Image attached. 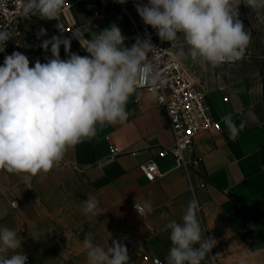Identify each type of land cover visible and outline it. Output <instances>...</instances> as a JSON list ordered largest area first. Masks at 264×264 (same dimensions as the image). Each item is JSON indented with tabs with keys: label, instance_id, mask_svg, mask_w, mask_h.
<instances>
[{
	"label": "crops",
	"instance_id": "1",
	"mask_svg": "<svg viewBox=\"0 0 264 264\" xmlns=\"http://www.w3.org/2000/svg\"><path fill=\"white\" fill-rule=\"evenodd\" d=\"M110 21L132 39L123 17L104 14L75 29L91 39ZM93 24L100 26L90 31ZM242 60L215 67L202 60L198 72H192L220 130L195 138L200 163L191 176L171 155H159L173 147L174 135L166 109L155 95L140 90L128 100L127 121L98 125L94 137L68 148L47 174L25 178L0 170V229L17 233L21 247L15 252L38 264H59L58 246L65 237L78 238L75 247L82 250L91 233L93 244L105 250L116 240L139 263L150 255L166 264L172 243L165 225L182 223L192 199L199 203L197 219L205 239L228 229L252 251H264V61ZM229 114L237 125L245 124L235 139L229 138L223 120ZM110 147L119 152L110 154ZM150 160L158 166L152 182L140 169ZM88 196L99 202L95 216L83 210ZM136 202L150 204L151 212L139 215ZM4 254L14 253L0 251ZM202 264H215L212 250Z\"/></svg>",
	"mask_w": 264,
	"mask_h": 264
},
{
	"label": "clouds",
	"instance_id": "2",
	"mask_svg": "<svg viewBox=\"0 0 264 264\" xmlns=\"http://www.w3.org/2000/svg\"><path fill=\"white\" fill-rule=\"evenodd\" d=\"M65 0H20L24 17L59 21L55 27L60 36L43 40L38 47L51 51L46 62L37 59L30 67L29 58L20 51L5 55L0 66V170L27 174L25 178L47 174L63 159L68 148L96 135L97 126L127 121L126 106L138 82L162 84L161 72L149 60L157 48L150 36L136 38L130 47L119 27L112 25L87 39L84 31L75 29L65 37L60 14ZM124 4L126 0H118ZM241 0H148L134 6L145 25L151 26L161 41L173 44L180 35L187 45L180 57L200 59L212 66L235 61L244 55L250 33L238 18ZM251 9L264 8V0H246ZM41 28L37 39L46 35ZM11 31L0 28V53L5 51ZM78 40L87 55L71 52L72 40ZM63 45L66 59H61ZM187 50V51H186ZM163 103V97H161ZM229 138L235 139L245 124L237 125L231 114L223 117ZM99 202L88 196L83 202L86 214L95 216ZM141 213L151 212L148 203H135ZM199 203L189 201L182 223L165 225L170 230L172 247L166 264H202L215 245L214 239L202 235L197 219ZM91 233L83 245L88 264H128L127 248L114 240L104 248L93 244ZM198 245V247H197ZM21 240L14 230L0 229V251L11 250V256L0 255V264H26L27 256L16 253ZM159 264V261L157 262ZM240 264H245L241 259Z\"/></svg>",
	"mask_w": 264,
	"mask_h": 264
},
{
	"label": "built area",
	"instance_id": "3",
	"mask_svg": "<svg viewBox=\"0 0 264 264\" xmlns=\"http://www.w3.org/2000/svg\"><path fill=\"white\" fill-rule=\"evenodd\" d=\"M112 2L127 13L134 37L144 39L147 34L150 36L152 44L157 47L154 50V56L149 53V60L161 72L163 83L152 86L140 81L136 90L155 95L158 103L166 109L169 125L174 135V145L170 149H162L159 155H171L177 165L183 167L191 176L192 170L197 168L200 163L194 154L195 138L211 130H220V125L210 113L207 94L176 52L178 47L187 46L183 36L180 35L173 44L161 41L156 30L144 24L134 5L138 2L147 4L148 0H126L124 4H120L118 0H112ZM86 9L92 13L95 20L104 19V14L97 5L88 3ZM61 12L64 13V10ZM64 15L67 22V25L63 24L64 33H71L75 30V25L66 14ZM32 17H24L21 14L20 0H0V28H7L11 31V39L6 41L4 52L22 46L28 40L29 35L25 32V24ZM246 56L245 49L242 58L224 63L232 64ZM161 97H163V103H161ZM118 152L116 147H110V154L115 155ZM140 169L147 181L152 182L156 179L158 166L153 160L141 164ZM191 188L193 189L192 184ZM136 212L139 215L144 214H140L137 210ZM142 259L147 264H157L158 261L159 264H163L159 258L150 255H144ZM26 264L35 263L27 258Z\"/></svg>",
	"mask_w": 264,
	"mask_h": 264
},
{
	"label": "rangeland",
	"instance_id": "4",
	"mask_svg": "<svg viewBox=\"0 0 264 264\" xmlns=\"http://www.w3.org/2000/svg\"><path fill=\"white\" fill-rule=\"evenodd\" d=\"M245 2L246 0H241V4L238 6V18L243 22L245 30L250 33V42L246 48L247 56L244 57L242 61H248V59H253V61H264V8L251 9L245 4ZM88 3L97 5V7L107 17L114 16L125 18L126 23L124 24L125 26L127 24L130 27V33L133 36V33L131 32L132 26L128 19L127 13L113 4L112 0H65L62 8V10H64V13L61 12L60 14V21L62 25H67L66 17L64 14H66L69 20L74 23L75 27L77 25H80L83 21H95L93 19L92 13L86 9ZM58 22L59 21L57 20H45L40 19L39 16H33L25 24V32L27 33V35H29L28 40L18 48L10 49L7 52L0 53V66L3 65L5 55H10L14 51H20L25 54L30 60V67L34 66V63L37 59H39L42 63L46 62V58H51L52 55L50 46L49 50L45 52L42 48H39L38 45L43 40L50 39L54 35H61V33L55 27ZM113 24L115 25L113 21H110L108 25L100 26V24H93L90 28V31L91 29H95L96 26H100V29L104 30L106 28H109ZM41 28L45 29L47 34L40 37V39L38 40L37 33ZM63 35L65 37H71V35L68 34ZM84 35L86 39L82 43L86 46L87 39L90 38L86 35V33H84ZM136 38L137 37L133 36L132 39H125L124 45H126L128 42L135 43ZM179 46H181L180 43ZM71 52H75L82 56L87 55L80 42L75 39L72 40ZM60 56L61 59L67 58L64 52L63 45H61L60 47ZM183 62L188 71L191 73L194 71L198 72L201 64H203L202 60H200V62L196 64L193 61H188V63H186L187 61ZM212 239L215 240V245L211 249L215 264H240L241 259L245 260V264H264V251H252L247 247L246 242L242 238L238 237L228 229H224L220 233L216 234ZM62 242L63 243L58 246V253L63 259L61 262H59V264H88L87 249L84 248L82 250H78V248L75 247L76 243L78 244L80 242L78 238L65 237ZM71 249L73 250V253ZM27 258L33 261L31 258ZM34 263L38 264L36 262ZM141 263L147 264L143 261L142 256ZM141 263L138 262L137 255H129L128 264Z\"/></svg>",
	"mask_w": 264,
	"mask_h": 264
},
{
	"label": "water",
	"instance_id": "5",
	"mask_svg": "<svg viewBox=\"0 0 264 264\" xmlns=\"http://www.w3.org/2000/svg\"><path fill=\"white\" fill-rule=\"evenodd\" d=\"M187 46H183V47H178L177 49H176V52L178 53L179 52V50L180 49H182V48H186ZM187 51V50H186ZM182 58V60L183 61H187L186 63H188V61H193L195 64L196 63H199L200 62V59H192L191 57H181Z\"/></svg>",
	"mask_w": 264,
	"mask_h": 264
}]
</instances>
